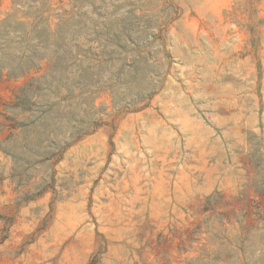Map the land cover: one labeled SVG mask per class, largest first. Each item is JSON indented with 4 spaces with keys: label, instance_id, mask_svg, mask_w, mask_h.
<instances>
[{
    "label": "rangeland",
    "instance_id": "1",
    "mask_svg": "<svg viewBox=\"0 0 264 264\" xmlns=\"http://www.w3.org/2000/svg\"><path fill=\"white\" fill-rule=\"evenodd\" d=\"M0 69V264H264V0H0Z\"/></svg>",
    "mask_w": 264,
    "mask_h": 264
},
{
    "label": "trees",
    "instance_id": "2",
    "mask_svg": "<svg viewBox=\"0 0 264 264\" xmlns=\"http://www.w3.org/2000/svg\"><path fill=\"white\" fill-rule=\"evenodd\" d=\"M4 70H6V69H0V76L2 75V72L4 71ZM10 70V69H9ZM8 73V76H11L12 74H11V72L10 71H7ZM25 72H27V71H25Z\"/></svg>",
    "mask_w": 264,
    "mask_h": 264
}]
</instances>
